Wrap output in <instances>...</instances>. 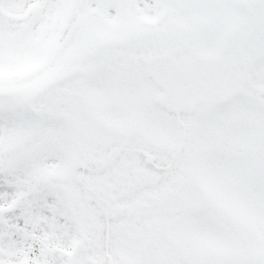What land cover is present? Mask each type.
Masks as SVG:
<instances>
[{"label":"snow or ice","instance_id":"snow-or-ice-1","mask_svg":"<svg viewBox=\"0 0 264 264\" xmlns=\"http://www.w3.org/2000/svg\"><path fill=\"white\" fill-rule=\"evenodd\" d=\"M0 264H264V0H0Z\"/></svg>","mask_w":264,"mask_h":264}]
</instances>
